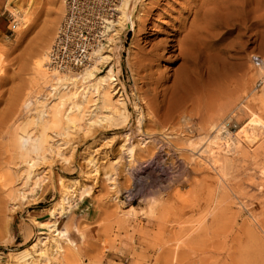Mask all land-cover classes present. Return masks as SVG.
<instances>
[{"label": "rangeland", "instance_id": "1", "mask_svg": "<svg viewBox=\"0 0 264 264\" xmlns=\"http://www.w3.org/2000/svg\"><path fill=\"white\" fill-rule=\"evenodd\" d=\"M27 3L0 0V264H264V130L259 142L243 141L228 154L225 177L196 162L199 154L186 146L212 135L216 121L229 124L231 135L250 124V111L264 121L257 101L264 96V19L247 30L220 20L239 0H135L116 48L108 53L112 34L100 46L111 60L94 57V76L68 86L77 95L59 113L64 131H45L59 155L48 151L41 159L30 144L57 102L55 95L46 97L56 71L46 66L42 74L37 64L50 52L64 7L61 0H32L24 15ZM10 17L18 23L14 33ZM111 66L128 118L85 132L91 104L81 106L80 123L66 116L76 114L83 92ZM24 100L33 103L28 110ZM134 104L143 112V133L130 141L134 169L159 156V171L136 187L121 149L123 135L135 130ZM38 174L45 180L28 191ZM68 188L74 191L66 196V212L55 217L67 239L59 243L61 252L47 242L40 256L30 247L50 232L36 222L49 221ZM151 199L157 202L152 210ZM76 227L90 231L84 246L74 245Z\"/></svg>", "mask_w": 264, "mask_h": 264}, {"label": "bare ground", "instance_id": "2", "mask_svg": "<svg viewBox=\"0 0 264 264\" xmlns=\"http://www.w3.org/2000/svg\"><path fill=\"white\" fill-rule=\"evenodd\" d=\"M242 3H235L232 4L231 6H228L225 8V12H223L220 15V20L226 21L229 24L231 23L232 26L234 25L239 26L240 28L247 30L251 25L254 26V24H261L264 19V14H263V0H259L257 4H255L256 8L255 9H246L247 5H249L250 0H239ZM62 2V0H61ZM134 3L135 0H121L120 1V6L117 9L119 14L117 15L116 19L111 20L113 16H107L105 19V26H104V31L105 36H109L110 34L111 37L108 39L110 42V45H112V48L109 49L110 53L116 46L118 45V42L121 39V36L126 29V27L129 26V21H128V16L134 11ZM225 4V2H224ZM27 7L25 8V13L30 10L32 6V0H28V3L26 5ZM254 6V7H255ZM224 7V6H223ZM218 8V7H217ZM230 9H233L234 11H229ZM223 11V10H222ZM231 18V19H230ZM116 21V23H114ZM22 22V21H21ZM126 24L127 26H123V24ZM221 23V22H220ZM53 23H50L49 26L51 27ZM120 26V29L117 30L116 28H112L113 26ZM221 27V26H220ZM231 27V26H230ZM252 27V26H251ZM241 29V30H242ZM48 31V30H47ZM45 32V37L47 35L49 36V32ZM196 33V32H195ZM261 34V33H260ZM263 35V34H261ZM108 42V43H109ZM102 48H98L94 52V56L97 57L98 61H106V60H111L109 55H102ZM48 51V48L47 50ZM47 53V52H46ZM49 53V52H48ZM48 53L44 54L43 59H41L38 62V70H40V73L43 74L46 66L49 65V60H48ZM263 60V59H262ZM96 62V61H95ZM101 63V62H100ZM97 64H93L92 62L89 63V65L85 68L80 70L77 73H60V72H55L53 74L50 72L52 77L51 79V86H50V92L47 94L46 97L50 98L51 96H56L57 102L54 103L51 107H49L46 111V120L45 123L42 125L43 131L35 138V141L33 140L32 145V151L34 154H37L38 157L41 159H45V153L48 151H53V154L55 153L56 155H59L60 148L57 146H53V144H50L49 137L46 134L47 129H51L55 132H63L64 129L61 127V120H60V111L65 103L66 100L70 98L76 97V92L74 89V92L70 93L68 91V86L72 87L73 85L77 84V82L82 81L85 82L89 78H92L94 76L95 70ZM50 69V68H49ZM49 71V70H48ZM48 73V72H46ZM261 73V72H260ZM50 75V74H49ZM262 76V75H261ZM264 76V75H263ZM263 78L261 77V80ZM98 81L92 85H90L82 94V102L81 104H77L76 106V114H72V116H68L71 114H68L66 116V119L73 125L74 123H80L84 119V107H88L91 104V107H93L94 111L90 119L88 120V123L86 124V129L84 130L85 132H88L94 125H97L99 123H103L107 126H112L114 122L117 119H121L122 122H125L128 118V115L126 114V109H125V104L122 99V95L120 94L122 91V88L119 86L116 72L114 70V67L111 66L106 74L104 76H101ZM94 81V80H93ZM73 88V87H72ZM70 88V89H72ZM264 90V88H263ZM95 95V99H92ZM262 95V94H261ZM259 95L257 98V101L264 107V96L262 97ZM264 95V94H263ZM29 97V95L27 96ZM81 97V96H80ZM117 97V99L114 100V98ZM54 100V99H53ZM34 102V101H32ZM36 104L39 105L41 101H35ZM78 103V102H77ZM33 105L31 101L29 100H24V103L22 104V108L25 110H28ZM42 105V104H40ZM135 112H136V125H135V130H128V134L123 135L124 139V144L121 146L122 149V154L124 156L125 160V167L128 174H131L133 177V180L135 181L134 186L141 185L143 183V180L145 178H150L154 176L157 171H159L156 166H158V158L159 156H155L151 161H144L142 163H139L140 167L139 169L135 170L134 169V155L136 152V149H134L135 145H132L130 143L131 139L133 138L134 135L136 136H141L143 133L141 123H142V118H143V112L142 108L138 107L136 104H134ZM87 109V108H86ZM248 112V111H247ZM75 113V112H74ZM251 121L250 124L247 126H244L242 129L236 131L234 135H231L229 131L225 128V124L223 125L221 123L213 122L210 124V133L212 135H209L206 138H198L196 141L194 140H187L186 141V146L189 151L193 154L194 152L198 153L199 155L196 157L195 160L196 162H199L201 164H207L217 168L218 173H220L222 176L225 177V170L227 169L228 166H230V159L228 157V154L230 152H235L238 151V146L241 145V142L245 141H250V142H255L259 139L261 135H263V130H264V121L261 120V118H258L253 112H251ZM249 114V113H248ZM231 118V117H230ZM249 118V119H250ZM42 120V119H41ZM230 120V119H229ZM225 123V122H224ZM78 125V124H77ZM241 128V127H240ZM42 130V129H41ZM87 134V133H86ZM29 139V138H27ZM264 139V138H262ZM23 140V139H22ZM30 141V140H29ZM28 141V142H29ZM259 142V141H258ZM264 142V141H263ZM22 143V141H21ZM25 142V146H26ZM160 144V143H157ZM246 144V143H245ZM249 144V143H248ZM256 144V143H255ZM23 145V144H22ZM158 146V145H157ZM144 148V146H140V149ZM158 149H161V146H158ZM30 150V148H29ZM98 149L94 150L96 152ZM262 152L264 156V145L262 147ZM158 151V150H157ZM30 153V152H29ZM29 153H26L25 156L23 157L24 159L30 160V155ZM55 155V156H56ZM194 155V154H193ZM33 158V157H32ZM39 158V159H40ZM192 158V157H191ZM193 160V159H191ZM194 160V162H195ZM27 161V160H26ZM31 162V160H30ZM195 162V164H196ZM29 163V162H28ZM116 165V164H115ZM30 166V165H29ZM203 166V165H201ZM95 168V167H94ZM93 172H97V169H94ZM161 174L163 171H160ZM44 175V174H43ZM41 176L40 174L36 175L30 184V187L28 191L34 192L37 187H39L40 183H42L45 179V176ZM161 176V175H160ZM61 184V182H60ZM72 187V186H71ZM68 192L65 193V196L61 198L62 200L60 201V204H58L57 207L54 209H51L49 212V221L46 223H40L36 222L38 226L42 228H46L49 232L50 235L46 236L44 238V242L37 240L35 244H33L30 247V250H33L36 252L37 250L39 251L40 256H43L45 254V247L46 243L51 241V250L54 252H61V247H60V241L66 240L67 235L66 233H62L60 231H57L56 229V216H61L64 214L66 205H68V197L66 198L67 194L72 193L74 191V188L69 190L67 189ZM19 193L24 194L25 191L21 190ZM70 197V196H69ZM75 196H71L73 198ZM70 198V199H71ZM157 202L155 199H151L149 203V209L152 210L156 207ZM47 232V231H46ZM48 235V234H47ZM48 246H50L48 244ZM40 247H43V249H38ZM55 249V250H53Z\"/></svg>", "mask_w": 264, "mask_h": 264}, {"label": "built area", "instance_id": "3", "mask_svg": "<svg viewBox=\"0 0 264 264\" xmlns=\"http://www.w3.org/2000/svg\"><path fill=\"white\" fill-rule=\"evenodd\" d=\"M121 0H62L64 14L49 52L51 71L76 73L93 59L94 52L106 40L104 26L107 16L116 19ZM116 21H114L115 23ZM18 23L10 17L8 30L14 33ZM258 65L259 57L253 58ZM259 86L262 84L259 82ZM229 124H226V129Z\"/></svg>", "mask_w": 264, "mask_h": 264}, {"label": "crops", "instance_id": "4", "mask_svg": "<svg viewBox=\"0 0 264 264\" xmlns=\"http://www.w3.org/2000/svg\"><path fill=\"white\" fill-rule=\"evenodd\" d=\"M81 221V220H80ZM76 229V230H75ZM73 230V242L74 245L76 246H84L87 244V242H89L88 237L90 235V231H82L81 229H79L78 227H76Z\"/></svg>", "mask_w": 264, "mask_h": 264}]
</instances>
